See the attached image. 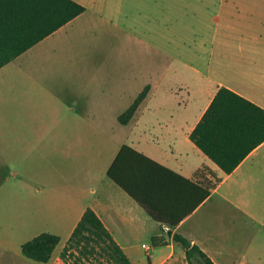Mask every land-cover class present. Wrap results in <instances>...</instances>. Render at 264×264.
<instances>
[{
  "label": "crops",
  "instance_id": "0c3cea01",
  "mask_svg": "<svg viewBox=\"0 0 264 264\" xmlns=\"http://www.w3.org/2000/svg\"><path fill=\"white\" fill-rule=\"evenodd\" d=\"M73 1L84 6L83 13L0 68V82L6 78L15 83V89L22 86L37 94L50 93L52 97L53 93L58 99H64L67 92L69 96L66 97L85 99L80 104L83 108L80 116L68 118L60 127L59 130L64 131L63 137L57 134L54 120L49 123V178H55L57 172L62 176L57 161L65 149L68 152L64 159L68 163L62 164L64 181L72 182L71 173L76 170L73 158L75 162L81 159L80 170L84 169L88 175L85 186L80 189H57L55 181L54 189H49V230L45 233L59 237L55 249L60 243L63 249L85 210L91 209L132 264H170L175 257L185 258L183 248L172 238L174 233L199 247L214 264H254L249 260L252 243L257 241L262 245L264 242V218H258L255 213L259 207L264 208V142L251 150L231 173L224 174L196 147L190 134L222 87L264 109V0H193L191 5L186 4L187 0ZM151 1L155 2L154 6ZM189 6L190 13H186ZM157 7L162 10L159 12ZM210 7L218 12L213 11L208 22L220 24L219 30L212 39L210 35L198 34L192 46L187 45L191 32L198 25L196 19ZM88 18L97 25L110 24L112 33H119L121 27L128 41L145 43L151 50L160 52V60L152 56L144 58L142 69H136L138 64H134V75L113 77L112 94L104 90L85 93L98 75L86 74L83 69L89 59L68 60L66 65L79 66L77 71L81 73L65 77L64 95H57L50 87L41 85L34 72L37 70L31 67L33 59L24 56L45 41L52 42L61 35L66 39L73 25ZM197 20L201 24L205 21L203 16ZM219 35L233 39L240 36L244 41L215 43ZM164 55L171 60H164ZM119 62L114 60L113 65ZM174 64L177 68H173ZM135 78L139 82H134ZM142 91H145V97L125 124L126 131H122L120 144L107 157V162L103 160V147L98 145L90 155L86 151H81L80 156L70 154L73 143L70 131L75 124L79 129L96 128L98 123L94 126L96 121L90 114L96 113L97 109L106 111L116 104L114 99L131 97L135 100ZM179 97L185 100L179 101ZM55 110L52 107L49 113ZM121 114L116 117V122ZM140 126L142 134L136 132ZM1 127L10 130L7 123L0 124V130ZM6 142L4 134L0 135V189H7L8 185ZM122 145L132 147L192 182L213 181L208 173L196 176V171L203 167L221 181L174 228L159 224L107 177V170ZM11 174L18 177L13 169ZM144 186L150 189L155 205L153 211L160 217L175 219L195 201L193 187L169 174L149 175ZM257 190L261 192L260 205L256 204ZM253 231L255 236H252ZM34 237L18 241L16 235L0 231V253L17 256L31 264L19 252L21 245ZM153 237H161L166 244L157 247L147 244L146 241L152 242ZM54 251L45 263L29 261L32 264H57L52 262ZM142 254L149 260L145 262Z\"/></svg>",
  "mask_w": 264,
  "mask_h": 264
},
{
  "label": "rangeland",
  "instance_id": "374dc122",
  "mask_svg": "<svg viewBox=\"0 0 264 264\" xmlns=\"http://www.w3.org/2000/svg\"><path fill=\"white\" fill-rule=\"evenodd\" d=\"M187 1H189L186 2L187 5L194 3L193 0ZM154 4L155 2L151 1V5L154 6ZM158 9L159 12L162 10L161 7ZM190 9V6L187 7L185 12L190 13ZM213 11L218 12V9L210 7L209 10L205 11L202 15L205 21L202 24L197 20L202 16L196 19L198 25L191 32L187 45L190 44L192 46L194 38L198 34L210 35L209 37L212 39L211 36L219 30L220 24L212 25L208 22V19L213 17ZM199 25L201 28H198ZM110 27V24L97 25L90 18L80 20L73 25V30L67 35L66 39H63L61 35L51 40L52 42L48 43L45 41L39 44L34 51L32 50V53L29 52L30 54L28 53L24 56V58L33 59L31 67L37 70V72H34L40 78L41 85L50 87L54 93L62 96L65 92L63 79L73 73H81L77 71L80 70L79 66H68L66 65L67 61L89 59L90 63L87 60L83 69H85V72L87 71L86 74H97L98 76L93 83H90L91 87L85 93L94 94L97 91L104 90L112 94L114 89L113 77L132 76L134 75V64H138L137 67L135 66L136 69H142L144 67V58L152 56L159 59L161 55L159 51L158 54L145 43L143 45L128 41L125 31L121 27L119 33H112ZM243 41L244 39L240 38V36H238V39H233L225 35H219L215 43L225 44ZM49 44L51 45L49 46ZM162 57L164 60H171L165 55ZM114 60H120L119 64L113 65ZM173 68H177V65L174 64ZM100 79H102V82H100ZM135 81L139 82V79L135 78ZM129 82L131 83L130 80ZM0 90L2 91L0 93V124L7 123L10 128V130L6 131L5 127H1L2 129L0 130V135L4 134L7 140L5 156L8 160V170L6 172L7 189H0V231L16 235L17 238L15 240L18 239V241L21 239L28 240L32 236H38V234L49 230V189H54V181L57 189H80V187L85 186V179L88 175L84 169L80 170V166L83 164L79 162L81 159L77 162L74 161V158L72 159V163L76 164V170L71 173L72 182L70 183V180L64 181L62 164L68 163V160L64 159V154L68 152L66 149L60 153L61 159L57 161V167H61L62 176L58 175L57 172L55 178H49L47 161L50 121L54 120L57 125V134L63 137L64 131L59 130L60 127L68 118L77 119L80 116V112L83 109L80 108V104L85 99L66 97L65 95L69 96L67 92L64 95V99H58L54 98L53 93L52 97L50 93L37 94L36 92L25 90L22 86L15 89V83H10L6 78L0 82ZM178 99L179 101L185 100L184 97H179ZM133 100L131 97L114 99L116 104H113L106 111L102 112L97 109L96 113L90 114L91 117L95 118L94 126L98 123L96 128L88 126L87 129H79L75 124L70 131V138L73 140L70 154L80 156L81 151H86V154L90 155L96 149V145H98V147H103V160L107 162V157L120 144L119 139L123 135L122 131H126L125 125H122L119 120L116 122V117L122 112L124 113ZM73 101L78 102L74 104ZM52 107L56 108V110L54 113H49V109ZM136 132L142 134V127L140 126V129H137ZM68 137V132L66 131V138ZM11 169L16 172L18 177L12 176ZM256 198V204L260 205L262 202L260 199L261 192L258 190ZM255 213L258 218H264V208L259 207ZM255 235V231H253L252 236ZM146 242L149 245H153L152 242ZM252 245L253 249L249 255V260L254 264H264V242L260 245L256 241ZM62 250L60 243L54 251L52 262H57V264H76L74 251H71L66 258H62ZM19 254L21 255V252ZM142 256L145 262L149 260L144 254ZM27 261L31 264L33 263L32 261ZM0 264L28 263H24L17 256L0 253ZM82 264L108 263L96 255L89 261L82 262ZM170 264L188 263L185 258L175 257Z\"/></svg>",
  "mask_w": 264,
  "mask_h": 264
},
{
  "label": "trees",
  "instance_id": "16d2710c",
  "mask_svg": "<svg viewBox=\"0 0 264 264\" xmlns=\"http://www.w3.org/2000/svg\"><path fill=\"white\" fill-rule=\"evenodd\" d=\"M84 6L73 0H0V68L29 50L83 13ZM145 97L142 91L132 105L118 117L127 124ZM191 141L224 173H231L245 156L264 142V109L242 98L227 88H220L202 115ZM208 173L213 181L187 180L143 153L122 145L107 170V177L159 224L174 228L191 213L221 181L207 168L196 171V176ZM169 174L193 187L195 201L175 219L157 216L150 195L145 188L149 175ZM174 242L181 245L188 264H214L196 245L174 233ZM59 243L56 235L42 233L21 245V254L32 261L47 262ZM153 246H163L161 237L152 238ZM71 251L75 263L82 264L98 255L108 264H132L100 219L86 209L67 240L61 257Z\"/></svg>",
  "mask_w": 264,
  "mask_h": 264
},
{
  "label": "water",
  "instance_id": "95a60500",
  "mask_svg": "<svg viewBox=\"0 0 264 264\" xmlns=\"http://www.w3.org/2000/svg\"><path fill=\"white\" fill-rule=\"evenodd\" d=\"M168 234L170 235V231L168 232Z\"/></svg>",
  "mask_w": 264,
  "mask_h": 264
}]
</instances>
